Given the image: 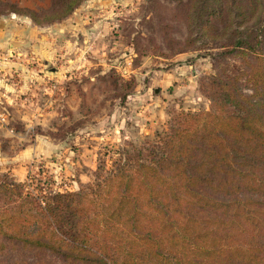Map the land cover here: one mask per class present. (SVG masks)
I'll use <instances>...</instances> for the list:
<instances>
[{
  "label": "rangeland",
  "instance_id": "rangeland-1",
  "mask_svg": "<svg viewBox=\"0 0 264 264\" xmlns=\"http://www.w3.org/2000/svg\"><path fill=\"white\" fill-rule=\"evenodd\" d=\"M261 24L264 0H81L42 25L0 13V32L16 33L0 40V175L77 191L176 114L227 110L210 97L249 92Z\"/></svg>",
  "mask_w": 264,
  "mask_h": 264
},
{
  "label": "trees",
  "instance_id": "trees-1",
  "mask_svg": "<svg viewBox=\"0 0 264 264\" xmlns=\"http://www.w3.org/2000/svg\"><path fill=\"white\" fill-rule=\"evenodd\" d=\"M80 3L0 13L42 25ZM247 47L259 62L243 71L248 93L221 84L210 98L227 110L176 114L77 191L0 175V264H264V47Z\"/></svg>",
  "mask_w": 264,
  "mask_h": 264
},
{
  "label": "crops",
  "instance_id": "crops-1",
  "mask_svg": "<svg viewBox=\"0 0 264 264\" xmlns=\"http://www.w3.org/2000/svg\"><path fill=\"white\" fill-rule=\"evenodd\" d=\"M15 34L16 33H13V32L7 33L6 31L5 32L2 31V32H0V40L5 41L7 36L11 37Z\"/></svg>",
  "mask_w": 264,
  "mask_h": 264
}]
</instances>
